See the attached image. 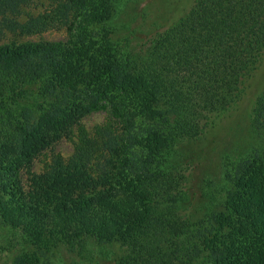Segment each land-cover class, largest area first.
<instances>
[{"label":"trees","instance_id":"16d2710c","mask_svg":"<svg viewBox=\"0 0 264 264\" xmlns=\"http://www.w3.org/2000/svg\"><path fill=\"white\" fill-rule=\"evenodd\" d=\"M33 1L0 0V36L67 37L0 41V264L115 243L113 264H264V157L225 162L197 194L174 161L231 106L242 112L228 136H264V0H173L172 19L140 45L104 26L131 0H49L35 15ZM97 111L106 122L82 128ZM73 129L70 157L33 171Z\"/></svg>","mask_w":264,"mask_h":264},{"label":"rangeland","instance_id":"374dc122","mask_svg":"<svg viewBox=\"0 0 264 264\" xmlns=\"http://www.w3.org/2000/svg\"><path fill=\"white\" fill-rule=\"evenodd\" d=\"M172 3H174L173 0L128 1L120 14L112 17L104 26L112 29V34L127 35L132 38V43L140 45L141 38L146 33L161 28L172 19L173 11H169ZM48 5L49 0H34L25 9L35 15ZM167 13L170 15L168 16ZM96 28L100 29L102 27L97 26ZM66 37L65 28H52L32 35L6 31L4 35L0 36V41L65 40ZM241 112L237 106H231L221 117L218 114H214L210 120V128L208 127V130H203L194 139L183 141L176 147L174 161L180 166L187 168L188 172L191 171L190 176L194 175V179L190 180L189 185H191L193 192L196 194L199 193L198 189L203 185L206 191L213 189L215 181L223 177L224 172H222V169L225 162L235 164L238 159L245 158L251 151H254L256 157H264V136L242 133L241 136L235 137L233 130H231V135H227L230 134L227 130L228 126L231 129L232 126L237 125L232 124L236 122V118ZM245 116L246 112L242 114L241 122L245 119ZM220 119L223 120L222 123L219 121ZM105 122L106 113L97 111L85 115L80 125L82 128L92 132L95 126ZM143 125V122H137L133 131H137ZM114 127L122 133V122H117ZM140 132L138 130L136 133L140 134ZM73 133V136H61L43 148L32 159V170L40 172L56 159L67 160L74 151L75 129H73ZM198 163H200V166ZM199 168H203L204 171L199 172ZM207 175L213 176L214 182ZM23 181H25L24 185L26 186V177H23ZM197 200L195 195L193 204L196 205L195 202ZM197 212L201 213L203 209H198ZM122 250L123 247L116 243L113 245L97 244L91 247L90 257L83 258L59 246L51 248L48 255L52 264H113L115 255ZM2 257L4 259H1V263L9 264L7 260L9 257L7 255Z\"/></svg>","mask_w":264,"mask_h":264}]
</instances>
